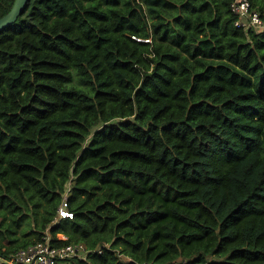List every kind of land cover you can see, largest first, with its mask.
<instances>
[{
	"label": "trees",
	"instance_id": "trees-1",
	"mask_svg": "<svg viewBox=\"0 0 264 264\" xmlns=\"http://www.w3.org/2000/svg\"><path fill=\"white\" fill-rule=\"evenodd\" d=\"M233 1L27 0L0 31V257L48 232L107 246L68 264H264V30Z\"/></svg>",
	"mask_w": 264,
	"mask_h": 264
},
{
	"label": "built area",
	"instance_id": "built-area-1",
	"mask_svg": "<svg viewBox=\"0 0 264 264\" xmlns=\"http://www.w3.org/2000/svg\"><path fill=\"white\" fill-rule=\"evenodd\" d=\"M230 11L235 16L234 25L236 27L244 31L250 29L254 31L264 30V19L259 12L252 9L250 0H234L230 5ZM70 216L61 207L55 221L61 217ZM57 239L66 240L64 236L59 235ZM106 247L104 245L91 252L81 243L56 245L53 243L50 233L46 232L41 241L15 251L7 259L0 257V264H68L71 259L85 260L91 253L101 254Z\"/></svg>",
	"mask_w": 264,
	"mask_h": 264
},
{
	"label": "water",
	"instance_id": "water-1",
	"mask_svg": "<svg viewBox=\"0 0 264 264\" xmlns=\"http://www.w3.org/2000/svg\"><path fill=\"white\" fill-rule=\"evenodd\" d=\"M26 3L27 0H15L10 11L0 19V31L10 27L17 20Z\"/></svg>",
	"mask_w": 264,
	"mask_h": 264
},
{
	"label": "rangeland",
	"instance_id": "rangeland-1",
	"mask_svg": "<svg viewBox=\"0 0 264 264\" xmlns=\"http://www.w3.org/2000/svg\"><path fill=\"white\" fill-rule=\"evenodd\" d=\"M24 225H25V224H23V226H24ZM20 235H21V233L19 232V235H18V236L20 237ZM59 236H61V235H59Z\"/></svg>",
	"mask_w": 264,
	"mask_h": 264
}]
</instances>
